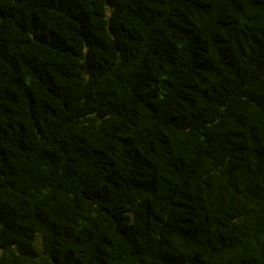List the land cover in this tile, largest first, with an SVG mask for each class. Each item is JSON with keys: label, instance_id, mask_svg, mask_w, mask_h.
Returning <instances> with one entry per match:
<instances>
[{"label": "trees", "instance_id": "16d2710c", "mask_svg": "<svg viewBox=\"0 0 264 264\" xmlns=\"http://www.w3.org/2000/svg\"><path fill=\"white\" fill-rule=\"evenodd\" d=\"M0 264H264V0H0Z\"/></svg>", "mask_w": 264, "mask_h": 264}]
</instances>
